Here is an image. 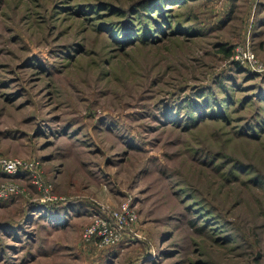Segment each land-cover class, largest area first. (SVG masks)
<instances>
[{
	"label": "rangeland",
	"instance_id": "1",
	"mask_svg": "<svg viewBox=\"0 0 264 264\" xmlns=\"http://www.w3.org/2000/svg\"><path fill=\"white\" fill-rule=\"evenodd\" d=\"M0 158V264H264V0H0Z\"/></svg>",
	"mask_w": 264,
	"mask_h": 264
},
{
	"label": "built area",
	"instance_id": "2",
	"mask_svg": "<svg viewBox=\"0 0 264 264\" xmlns=\"http://www.w3.org/2000/svg\"><path fill=\"white\" fill-rule=\"evenodd\" d=\"M24 164L16 159L0 158V170L7 175H16L20 173ZM16 187L11 184H4L0 187V197L4 198L14 194ZM129 209L123 205L120 211L111 212V220L95 221L88 226L83 233L85 240H100L103 244H114L122 238V233L127 225Z\"/></svg>",
	"mask_w": 264,
	"mask_h": 264
},
{
	"label": "trees",
	"instance_id": "3",
	"mask_svg": "<svg viewBox=\"0 0 264 264\" xmlns=\"http://www.w3.org/2000/svg\"><path fill=\"white\" fill-rule=\"evenodd\" d=\"M145 1H146V0H145ZM142 7H146V4H143ZM223 49H224L223 51L228 52V54L230 53V50H227L226 48H223ZM205 105H207V104H205ZM194 108H195V106H193L192 109L194 110ZM189 116H190V115H189ZM189 118H190V119H193L192 116H190ZM50 206L53 207L52 205H50ZM50 206H47V207L49 208ZM53 218L56 219V220L63 219V217H62V216H59V215L54 216Z\"/></svg>",
	"mask_w": 264,
	"mask_h": 264
}]
</instances>
